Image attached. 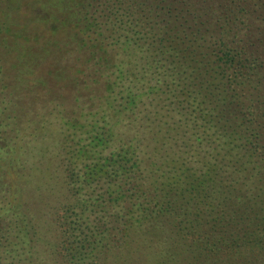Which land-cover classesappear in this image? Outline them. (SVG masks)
<instances>
[{
    "label": "trees",
    "instance_id": "16d2710c",
    "mask_svg": "<svg viewBox=\"0 0 264 264\" xmlns=\"http://www.w3.org/2000/svg\"><path fill=\"white\" fill-rule=\"evenodd\" d=\"M0 264H264V0H0Z\"/></svg>",
    "mask_w": 264,
    "mask_h": 264
},
{
    "label": "rangeland",
    "instance_id": "374dc122",
    "mask_svg": "<svg viewBox=\"0 0 264 264\" xmlns=\"http://www.w3.org/2000/svg\"><path fill=\"white\" fill-rule=\"evenodd\" d=\"M29 189L31 190L30 184H29ZM29 197H31L30 199H32V192L29 193ZM38 197H40V196H38Z\"/></svg>",
    "mask_w": 264,
    "mask_h": 264
}]
</instances>
